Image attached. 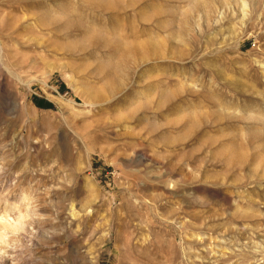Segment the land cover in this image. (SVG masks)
<instances>
[{
  "label": "rangeland",
  "instance_id": "1",
  "mask_svg": "<svg viewBox=\"0 0 264 264\" xmlns=\"http://www.w3.org/2000/svg\"><path fill=\"white\" fill-rule=\"evenodd\" d=\"M13 206L14 264H264V0H0Z\"/></svg>",
  "mask_w": 264,
  "mask_h": 264
},
{
  "label": "bare ground",
  "instance_id": "2",
  "mask_svg": "<svg viewBox=\"0 0 264 264\" xmlns=\"http://www.w3.org/2000/svg\"><path fill=\"white\" fill-rule=\"evenodd\" d=\"M10 208L11 214L14 213V216H10V213L7 212L5 215L0 214V264H14L15 258L12 254H7V249L9 248L11 253L15 252L13 246L15 236L26 229L25 215L15 211V206Z\"/></svg>",
  "mask_w": 264,
  "mask_h": 264
}]
</instances>
